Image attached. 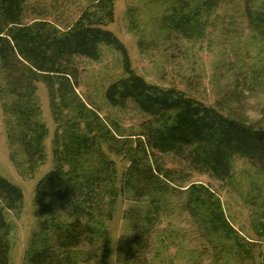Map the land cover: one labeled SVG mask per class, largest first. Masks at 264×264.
<instances>
[{"label":"trees","instance_id":"trees-1","mask_svg":"<svg viewBox=\"0 0 264 264\" xmlns=\"http://www.w3.org/2000/svg\"><path fill=\"white\" fill-rule=\"evenodd\" d=\"M27 1L0 0L1 108L10 159L21 176H32L45 159L48 129L41 117L39 82L47 88L56 131L54 167L35 187L38 215L45 217L43 234L25 264H78L101 257L108 246L102 222L111 219L120 197L131 203L123 211L131 231L130 264H147L151 233L173 198L212 243L218 262L228 253L253 263L258 243L233 227L217 192L190 180V173L224 181L233 160L240 158L264 177V125L224 113L180 89L150 83L133 71L124 45L106 28L114 20V0H89L64 29L44 19L25 22ZM152 1L164 8L162 28L191 39L203 37L223 0ZM243 2L252 30L264 38V0ZM101 46L120 51L125 73L106 88L107 102L123 107L130 101L147 116L134 138L121 134L76 92L75 58L98 60ZM103 149L127 160L117 183L114 161ZM167 153L180 156L186 167H165L157 154ZM22 198V190L0 175V264H10L12 225L6 213H17ZM258 218L255 233L262 237L264 214Z\"/></svg>","mask_w":264,"mask_h":264},{"label":"rangeland","instance_id":"rangeland-1","mask_svg":"<svg viewBox=\"0 0 264 264\" xmlns=\"http://www.w3.org/2000/svg\"><path fill=\"white\" fill-rule=\"evenodd\" d=\"M88 3L89 0H28L24 21L44 19L64 29ZM163 11V6L152 0H114V20L106 28L124 45L133 71L150 83L180 89L224 113L264 125V38L252 30L243 0H223L212 11L201 38H182L162 28ZM74 65L76 92L81 99L97 109L121 134L134 138L147 116L130 101L117 107L105 98L109 84L125 76L120 51L101 46L98 60L80 56L75 58ZM37 96L48 134L44 140L45 159L30 177L21 176L10 159L0 99V175L18 186L23 194L20 210L6 213L12 225L10 264H25L33 242L42 233L45 217L38 215L35 187L55 164L56 123L47 88L41 82L37 83ZM103 151L107 159L114 161L117 183L127 160ZM157 157L167 168L186 167L185 161L173 153ZM190 180L214 189L233 227L258 243L254 262L241 261L228 253L218 262L212 243L173 198L151 233L148 251L152 253L147 255V264H264V235L256 234L254 226L264 214V177L257 169L246 159L235 158L231 175L224 181L199 172H191ZM130 204L120 197L111 219L102 222V240L108 243L107 251L101 257L78 264H130L131 231L123 216Z\"/></svg>","mask_w":264,"mask_h":264}]
</instances>
